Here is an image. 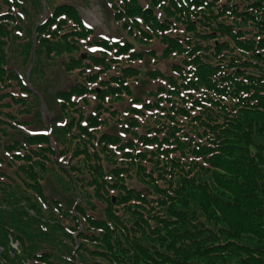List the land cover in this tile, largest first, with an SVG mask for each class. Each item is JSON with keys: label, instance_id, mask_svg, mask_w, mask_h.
Listing matches in <instances>:
<instances>
[{"label": "trees", "instance_id": "trees-1", "mask_svg": "<svg viewBox=\"0 0 264 264\" xmlns=\"http://www.w3.org/2000/svg\"><path fill=\"white\" fill-rule=\"evenodd\" d=\"M105 1L0 0V264H264V0Z\"/></svg>", "mask_w": 264, "mask_h": 264}, {"label": "rangeland", "instance_id": "rangeland-1", "mask_svg": "<svg viewBox=\"0 0 264 264\" xmlns=\"http://www.w3.org/2000/svg\"><path fill=\"white\" fill-rule=\"evenodd\" d=\"M80 10L86 24L92 27L98 35H113L114 37L125 38L122 32L118 30L120 27L117 26L116 22L112 19L105 0H84V3L80 6ZM153 46H156L157 49L161 48L159 44H155ZM137 47L142 48L143 46L137 44ZM143 66L146 69L152 68V65L149 66L144 64ZM160 67L164 68L165 66L164 64H161ZM145 78L147 77L144 76V79ZM150 87L151 86L149 84L141 85L142 89H149ZM49 95L50 101L53 104V92H50ZM50 187L52 188V185H50Z\"/></svg>", "mask_w": 264, "mask_h": 264}, {"label": "snow or ice", "instance_id": "snow-or-ice-1", "mask_svg": "<svg viewBox=\"0 0 264 264\" xmlns=\"http://www.w3.org/2000/svg\"><path fill=\"white\" fill-rule=\"evenodd\" d=\"M93 50H95V49H93Z\"/></svg>", "mask_w": 264, "mask_h": 264}]
</instances>
